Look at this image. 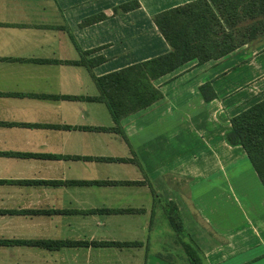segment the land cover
Here are the masks:
<instances>
[{
  "label": "crops",
  "instance_id": "1",
  "mask_svg": "<svg viewBox=\"0 0 264 264\" xmlns=\"http://www.w3.org/2000/svg\"><path fill=\"white\" fill-rule=\"evenodd\" d=\"M190 1L0 0V264L190 263L187 243L264 264V184L225 141L264 97V50L191 59L118 122L98 99L96 78L170 50L153 16Z\"/></svg>",
  "mask_w": 264,
  "mask_h": 264
},
{
  "label": "trees",
  "instance_id": "2",
  "mask_svg": "<svg viewBox=\"0 0 264 264\" xmlns=\"http://www.w3.org/2000/svg\"><path fill=\"white\" fill-rule=\"evenodd\" d=\"M153 20L170 50L96 78L98 99L107 103L116 122L162 97L154 79L191 59L203 63L248 46L256 37L264 38V0H193L158 12ZM245 21L249 23L243 25ZM199 90L205 101L215 97L209 83ZM230 123L225 141L243 147L264 184V97L233 115ZM165 209L182 237L184 228L175 207ZM185 249L190 263L199 264L196 250L189 243Z\"/></svg>",
  "mask_w": 264,
  "mask_h": 264
},
{
  "label": "rangeland",
  "instance_id": "3",
  "mask_svg": "<svg viewBox=\"0 0 264 264\" xmlns=\"http://www.w3.org/2000/svg\"><path fill=\"white\" fill-rule=\"evenodd\" d=\"M247 23H249V21H245L243 25H245ZM243 46H245L244 47L245 53H244L243 58H246L249 55H251V53H253V52H256V51L260 52V51L264 50V38L256 37L248 46L247 45H243ZM241 51H243V50L240 49L239 52H241ZM256 79H258V78L256 77ZM256 79L251 80L250 83L256 82ZM258 89H259V87H258ZM254 90H257V89L254 88ZM259 94L260 93H257L255 96H258ZM261 95L263 96V94H261ZM261 95H259V96H261ZM172 254H174V253H172ZM166 259H167L166 264H190V263L186 262L187 260H185L182 252H180V255H178V256H177V253H176V255L175 254L174 255H167Z\"/></svg>",
  "mask_w": 264,
  "mask_h": 264
}]
</instances>
